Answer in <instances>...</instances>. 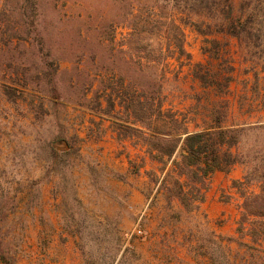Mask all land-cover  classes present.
<instances>
[{"label":"rangeland","instance_id":"1","mask_svg":"<svg viewBox=\"0 0 264 264\" xmlns=\"http://www.w3.org/2000/svg\"><path fill=\"white\" fill-rule=\"evenodd\" d=\"M23 1L0 0V192L16 199L1 231L13 264H263L239 245H252L237 232L241 193L257 192L233 184L243 166L220 172L201 209L188 213L157 192L148 160L133 172L145 154L111 126L125 120L122 112L107 113L117 101L107 97L110 88L122 80L153 81L164 108L197 111L202 90L191 68L166 50L168 10L147 31L149 0H27L33 6L26 14ZM211 38L228 43L221 57L235 66L227 95L233 114L224 126L264 124V33L240 42ZM203 46L184 29L192 63H205ZM132 54L141 59L131 61ZM149 55L157 62L147 66ZM162 67L168 73L160 79ZM2 85L24 89L23 97L9 102ZM240 141L254 163L264 160L263 135L247 131Z\"/></svg>","mask_w":264,"mask_h":264},{"label":"trees","instance_id":"2","mask_svg":"<svg viewBox=\"0 0 264 264\" xmlns=\"http://www.w3.org/2000/svg\"><path fill=\"white\" fill-rule=\"evenodd\" d=\"M149 2V5L144 6L149 8L148 19L144 20L146 30L152 31L156 28L159 25L156 17L160 15V11L168 10L169 13L165 14L167 27L164 38L167 48L172 50H166L171 54L170 58L175 56L178 66L187 64L191 68V77L201 88L202 96L195 97L194 107L197 111L190 116L188 112L164 108L160 86L153 81L146 85H128L122 80L117 87L110 88L107 97L111 99L115 95L117 101H110L107 113L122 112L125 120L122 124L112 121L111 126L120 138L133 140V147L143 150L145 154L138 165L134 164L133 172L139 173L148 160L153 168L146 172L147 176L154 182L160 180L157 192L164 190L168 203L176 199L188 213L201 209L206 200L210 179L216 172L228 174L235 165L243 166L242 180L233 184L241 189L255 185L257 192L243 189L241 193L243 202L237 221V232L249 237L252 245H239L245 252L256 253L258 259H263L264 264V160L260 164L254 163L255 155L250 152L244 154L240 149L242 134L253 131L264 136V133H260L264 132V124L240 123L237 127L224 126L226 118L232 113L227 95L231 90L235 66L232 61L222 60L221 57L223 51L227 52L228 43L216 38L209 39L211 36L220 35L236 38L240 42L243 36L264 33V0ZM31 5L33 6L30 1L26 0V5L25 0L23 1L24 14ZM175 14L178 16V25L176 19L174 20ZM187 27L203 38L204 46L201 51L207 58L205 63L191 62V56L184 48V29ZM132 30L136 31V27H132ZM143 58L147 66L157 62L151 55ZM140 59L137 55H131L133 62ZM213 61L218 63L214 65ZM162 68L160 79L168 73ZM2 87L3 96L11 103L24 95V89L18 90L4 85ZM54 90L52 87L51 92ZM116 105L120 110L116 111ZM129 164L132 165L133 161H129ZM15 206L14 196L8 197L0 192V264L14 263L13 254L2 250L5 237L1 230L8 218L7 211H13Z\"/></svg>","mask_w":264,"mask_h":264},{"label":"crops","instance_id":"3","mask_svg":"<svg viewBox=\"0 0 264 264\" xmlns=\"http://www.w3.org/2000/svg\"><path fill=\"white\" fill-rule=\"evenodd\" d=\"M229 174V173H228ZM223 178V175L220 173V172H217V173H215L212 177H211V179H210V182H211V180L213 179V180H216V179H222ZM234 180H237V179H234ZM210 182H209V184H210ZM202 207V206H201Z\"/></svg>","mask_w":264,"mask_h":264},{"label":"built area","instance_id":"4","mask_svg":"<svg viewBox=\"0 0 264 264\" xmlns=\"http://www.w3.org/2000/svg\"><path fill=\"white\" fill-rule=\"evenodd\" d=\"M137 234H141V231H137Z\"/></svg>","mask_w":264,"mask_h":264}]
</instances>
